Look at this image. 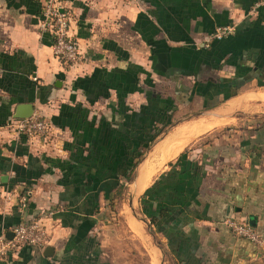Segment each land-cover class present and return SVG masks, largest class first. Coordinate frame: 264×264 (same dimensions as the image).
Masks as SVG:
<instances>
[{
  "label": "crops",
  "instance_id": "1",
  "mask_svg": "<svg viewBox=\"0 0 264 264\" xmlns=\"http://www.w3.org/2000/svg\"><path fill=\"white\" fill-rule=\"evenodd\" d=\"M43 1L0 0V156L15 164L4 170L0 163L7 176L0 181V237L30 218L46 230L44 243L8 252L0 264H152V252L165 264V247L174 264H264L255 245L224 223L245 221L264 236V5L60 0L82 53L66 64L53 55L49 33L39 30ZM224 26L230 33L214 38ZM161 99L176 107L173 122L144 148L145 136L160 125L153 121L149 130L145 107L159 110ZM28 102L48 123L44 140L6 126L15 106ZM184 108L187 115L177 118ZM211 116L218 124L190 135L140 190L141 170L166 136ZM135 147L143 152L135 174L119 183L133 185L137 202L150 186L164 184L162 174L179 168L181 154L189 160L188 195L169 198L173 214L161 220L163 232L135 210L137 231L129 218L106 223L113 213L106 205L121 185L109 190L97 173ZM23 168L36 174L14 181Z\"/></svg>",
  "mask_w": 264,
  "mask_h": 264
},
{
  "label": "built area",
  "instance_id": "2",
  "mask_svg": "<svg viewBox=\"0 0 264 264\" xmlns=\"http://www.w3.org/2000/svg\"><path fill=\"white\" fill-rule=\"evenodd\" d=\"M259 5H264V0H258ZM39 30L49 33L52 43L53 55L63 63L73 64L82 58L81 50L75 40L69 34L70 14L61 5L60 0H44L38 22ZM232 27H218L213 33V37L220 39L230 33ZM17 135H22L28 139H45L49 135L47 121L37 114H32L26 118H15L6 125ZM26 196L21 197L20 207H23ZM52 214V211L49 212ZM225 225L236 236L242 237L255 245L258 255L264 257V236L254 227L245 221L234 218H226ZM12 237H0V257L8 252H13L21 246L39 245L46 241V230L39 218L24 219L12 228Z\"/></svg>",
  "mask_w": 264,
  "mask_h": 264
},
{
  "label": "trees",
  "instance_id": "3",
  "mask_svg": "<svg viewBox=\"0 0 264 264\" xmlns=\"http://www.w3.org/2000/svg\"><path fill=\"white\" fill-rule=\"evenodd\" d=\"M166 103L165 100L161 99V108L154 111H150L145 107V121L150 128L149 130L152 131L153 121L158 122L160 125L155 126L151 135L145 136L144 148L148 147L154 138L162 132L165 125L170 124L172 113L176 107ZM142 155L143 152L138 147L130 149L128 155H116L113 157L114 159H112V161H109L111 164L103 166V171H99L97 176L100 178L105 176L103 178L106 179V184H108L107 189L109 190L118 185L122 186V183H119L120 179L131 180L132 171H134ZM105 160L102 159L99 160V162L104 163ZM49 161L51 162L52 160ZM0 163L4 170H7L10 166L12 168L15 167L14 163L11 164V161L3 156H0ZM188 163L189 160L186 156L181 154L175 163L179 168L181 167V170L179 171V168L176 170L175 167H172L167 173L161 175L162 177L160 179L166 183V187L168 188L162 187L161 183L158 182L155 186L150 187V189L148 188L149 190L147 189L141 196L140 203L142 210H144L145 215L149 218L150 223L154 224L156 231H165L162 221H167L165 219L168 216H171L170 214H173L169 209V198H174L175 201H180L185 195H188ZM22 170L23 172L19 176H16L13 179L14 181L19 179L26 180V178L36 174L33 170L24 168ZM179 185L182 188L179 192H176V187ZM148 194H150V198H147ZM155 200L156 203H154ZM92 224L93 221L88 220L84 226L88 229Z\"/></svg>",
  "mask_w": 264,
  "mask_h": 264
},
{
  "label": "rangeland",
  "instance_id": "4",
  "mask_svg": "<svg viewBox=\"0 0 264 264\" xmlns=\"http://www.w3.org/2000/svg\"><path fill=\"white\" fill-rule=\"evenodd\" d=\"M232 106H230L229 108H231ZM175 110H177V109H175ZM174 110V111H175ZM173 111V112H174ZM186 111V112H185ZM187 113H188V108L186 109V108H184V109H182V110H178L177 111V118H179V117H184V116H186L187 115ZM172 114H175V113H172ZM212 118H214V117H212L211 116V118H199V119H197V120H193V121H191V122H187V123H184V124H182V125H180V126H178V127H176L170 134H176L179 130H183V129H185V128H188V127H190V128H192V127H196L197 128V130L196 131H198V132H202V131H204V130H206L207 128H210V127H212V126H214V125H217L218 124V122L220 121V119H212ZM209 119V120H208ZM206 120H208V121H206ZM212 120V121H211ZM173 122V120H172V117H171V121H170V123H172ZM169 125V124H168ZM167 125H165L164 127H163V130H164V128L166 127ZM192 126V127H191ZM243 127H245L244 126V124H243ZM190 128H188V129H190ZM217 129H219V128H216L215 130H214V132H217ZM162 130V131H163ZM198 132H196V133H198ZM169 135V134H168ZM167 135V136H168ZM167 136H166V138L162 141V143L160 144V146L157 148V150L152 154V156H151V159L143 166V168H142V170H141V173L142 172H144V171H148V170H150L151 171V173H153L152 171H153V168H154V166H159L160 165V163L164 160V159H161L160 157H159V155H158V151H159V149H160V147L163 145V143L165 142V140H167ZM145 163V162H144ZM135 174V172L134 171H132V175H131V177L133 176ZM127 182V179L125 180V179H122L121 180V182ZM130 180H128V182H129ZM158 183V182H157ZM164 183V182H163ZM150 187H152V186H150ZM162 187H166V183H164V184H162ZM166 188H168V187H166ZM150 189V188H149ZM148 189V190H149ZM131 190H134L133 189V185L132 184H130V185H128V184H126V185H123L122 184V186L120 187V188H118V190H117V192H115L114 193V197L109 201V203L106 205V209L105 210H113V213L115 214H110L109 216H110V220L109 221H106V223L110 226L111 224H114L115 222H117V220L119 219H121V221L122 220H124V218H129L128 219V221H129V223L131 224V223H135V221H134V217L132 216V212L135 210L136 211V213L137 214H140V217L142 216V217H144V215H145V213H144V210H142V207H141V203L140 202H137V199H138V195H136L135 194V192L134 191H131ZM147 198H150V194H148L147 195ZM154 198H156V197H154ZM153 198V199H154ZM134 200V207L132 208L131 206H133V205H131L130 204V201H133ZM139 205V206H138ZM140 207V208H139ZM132 211V212H131ZM112 218V219H111ZM135 225H136V223H135ZM137 228H138V226L136 225V231H137ZM145 234V233H144ZM143 239V243H144V245H145V247H146V249L147 250H149V246H152V243H151V241H150V239L148 238V236L145 234L144 235V237L142 238ZM156 240H158V238L156 237ZM149 243V244H148ZM166 246V245H165ZM164 248V247H163ZM167 247H165L164 248V252L165 253H163V261H165V264H167V263H171L172 264V260H173V258L172 257H170L169 256V254H168V252H167ZM145 257L146 256H141V254L139 253L138 254V258L139 259H143V260H146L145 259ZM173 264H174V262H173Z\"/></svg>",
  "mask_w": 264,
  "mask_h": 264
},
{
  "label": "bare ground",
  "instance_id": "5",
  "mask_svg": "<svg viewBox=\"0 0 264 264\" xmlns=\"http://www.w3.org/2000/svg\"><path fill=\"white\" fill-rule=\"evenodd\" d=\"M192 127V126H191ZM190 128V127H188ZM185 128L183 130H179L176 134H169L167 136V140H165V142L163 143V145L160 147L159 151H158V155L161 159H165L169 156H172L174 154L177 153L178 150H180V148L185 144V142H187L188 137L198 131L197 128L194 126L190 129ZM192 137V136H191ZM150 175H151V171H145L143 173H141L139 175V179H138V188L141 190L143 189V187L148 183L149 179H150ZM135 194L137 195V192L135 190ZM129 225L134 228V230H136V225L135 223H129ZM152 260L151 263L152 264H157L156 263V258L154 256V253L152 252Z\"/></svg>",
  "mask_w": 264,
  "mask_h": 264
},
{
  "label": "water",
  "instance_id": "6",
  "mask_svg": "<svg viewBox=\"0 0 264 264\" xmlns=\"http://www.w3.org/2000/svg\"><path fill=\"white\" fill-rule=\"evenodd\" d=\"M33 112V105L32 103L28 102V103H19L15 106L14 112L12 117L13 118H26L29 117ZM7 180V176L6 175H0V181L4 182ZM131 204V201H130ZM5 237L7 238H11L12 237V231H8L5 234ZM47 249H51L50 247H47ZM47 254V253H45Z\"/></svg>",
  "mask_w": 264,
  "mask_h": 264
}]
</instances>
